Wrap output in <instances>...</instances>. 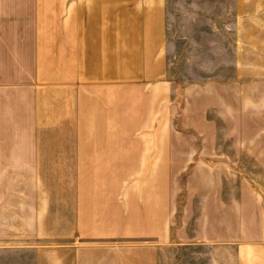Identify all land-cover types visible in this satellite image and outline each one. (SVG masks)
<instances>
[{
    "label": "crops",
    "instance_id": "1",
    "mask_svg": "<svg viewBox=\"0 0 264 264\" xmlns=\"http://www.w3.org/2000/svg\"><path fill=\"white\" fill-rule=\"evenodd\" d=\"M0 103V164L35 183L0 264H159L171 228L264 264V0H0Z\"/></svg>",
    "mask_w": 264,
    "mask_h": 264
},
{
    "label": "rangeland",
    "instance_id": "2",
    "mask_svg": "<svg viewBox=\"0 0 264 264\" xmlns=\"http://www.w3.org/2000/svg\"><path fill=\"white\" fill-rule=\"evenodd\" d=\"M21 103H14V109L18 112L20 111ZM5 115V103H0V127L4 128V122H1L3 116ZM12 124L15 132L21 130L22 128V117L19 113L17 116H13ZM24 135L20 133L8 134L9 142L20 141ZM35 135H28L27 140H35L33 138ZM5 136L0 134V141L4 140ZM247 171L243 170L247 175L254 176L255 174L261 172V169L256 166L249 165L245 167ZM167 167H158V187H159V221L161 223L166 219L167 214L164 210L167 209L170 204L172 206H182L185 201L184 188L181 187L179 182L180 176L175 178L174 175V185H171L165 180L170 178L171 174L166 171ZM49 168L44 167L42 173H51ZM23 173H28V170H23V167L16 165H5L0 164V234L5 232L3 221L5 219V206L7 200H12L11 197L7 198V191L10 190H20L24 187L27 190L34 189L35 183L32 181H11L10 177L16 179L20 177L19 175ZM13 174V175H12ZM264 179V171L261 173ZM182 179V178H181ZM178 181V182H177ZM56 183L51 182H40L39 185L45 186L47 189L51 188ZM179 191L178 197L175 198L176 192ZM177 218L180 214L175 215ZM173 217V215H172ZM219 246L207 245L205 243H183L182 239L177 236L175 229L171 228V236L166 242H159V264H215L217 260H228L225 259V255L220 252ZM217 251H216V250ZM217 254V255H216Z\"/></svg>",
    "mask_w": 264,
    "mask_h": 264
}]
</instances>
